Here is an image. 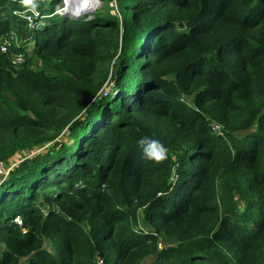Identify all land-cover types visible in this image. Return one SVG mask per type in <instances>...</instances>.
I'll use <instances>...</instances> for the list:
<instances>
[{
  "label": "trees",
  "instance_id": "trees-1",
  "mask_svg": "<svg viewBox=\"0 0 264 264\" xmlns=\"http://www.w3.org/2000/svg\"><path fill=\"white\" fill-rule=\"evenodd\" d=\"M56 1L0 0V264H264V0Z\"/></svg>",
  "mask_w": 264,
  "mask_h": 264
},
{
  "label": "built area",
  "instance_id": "built-area-1",
  "mask_svg": "<svg viewBox=\"0 0 264 264\" xmlns=\"http://www.w3.org/2000/svg\"><path fill=\"white\" fill-rule=\"evenodd\" d=\"M15 2L16 9H11V11L24 19L27 26H34L33 24V16L37 14V8L35 5L34 0H11ZM95 0H57L52 7L51 13H59L62 10H77L81 7L82 3H90L93 4ZM97 6V5H96ZM96 6H92L90 9H94ZM16 33L13 31H8L4 35L0 37V51L5 52L9 49V47L14 44L16 45L15 41ZM23 60V54L21 52H13L10 57V61L14 66L19 65ZM221 128L220 124L212 122L211 128ZM214 130V129H213ZM2 163L0 162V166ZM12 220L19 225L21 232L25 231V228L21 226V220L19 215H14ZM98 263L100 264V259H97Z\"/></svg>",
  "mask_w": 264,
  "mask_h": 264
},
{
  "label": "rangeland",
  "instance_id": "rangeland-1",
  "mask_svg": "<svg viewBox=\"0 0 264 264\" xmlns=\"http://www.w3.org/2000/svg\"><path fill=\"white\" fill-rule=\"evenodd\" d=\"M98 3H96V1H95V3H96V7L91 11V12H102V11H109L110 13L112 12H116V10L113 8V0H98L97 1ZM94 3V4H95ZM46 5V4H45ZM10 7H11V9L13 10V9H16V6H13L12 5V3H10ZM21 37L18 35V34H16V37H15V41H16V43L17 42H19V41H21ZM28 49H30V45H26V50H28ZM42 65V60L39 58V57H37V56H34L33 57V63H32V67L33 68H36V67H40ZM20 65H17V66H14L15 68H18ZM107 88V86H105V87H103V89H106ZM213 129L214 130H218V128H215V127H213ZM220 129V128H219ZM45 146H50V143H45ZM39 149H44L42 146L41 147H39ZM25 153V152H24ZM9 164V163H8ZM7 164V165H8ZM6 164H2L1 166H0V177L3 175V174H5V172H6V170L5 169H7V166ZM44 245H45V247L46 248H48V249H51V243H50V241L49 240H44ZM98 259V258H97ZM97 259H96V261H95V264H99L98 263V261H97Z\"/></svg>",
  "mask_w": 264,
  "mask_h": 264
},
{
  "label": "water",
  "instance_id": "water-1",
  "mask_svg": "<svg viewBox=\"0 0 264 264\" xmlns=\"http://www.w3.org/2000/svg\"><path fill=\"white\" fill-rule=\"evenodd\" d=\"M91 10L92 9L80 7L77 10H70V11L69 10H62L59 13H60V15H67L68 14L69 16H71L73 18H78V17H81L83 15L90 13Z\"/></svg>",
  "mask_w": 264,
  "mask_h": 264
},
{
  "label": "bare ground",
  "instance_id": "bare-ground-1",
  "mask_svg": "<svg viewBox=\"0 0 264 264\" xmlns=\"http://www.w3.org/2000/svg\"><path fill=\"white\" fill-rule=\"evenodd\" d=\"M95 1H96V3H98L97 2L98 0H95ZM95 1H94V3H95ZM94 3L93 4H90V3H82L81 7L82 8H88V9H90L92 6H95L96 5V3L95 4Z\"/></svg>",
  "mask_w": 264,
  "mask_h": 264
}]
</instances>
